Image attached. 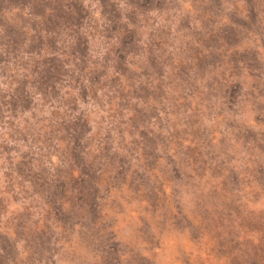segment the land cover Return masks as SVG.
I'll return each mask as SVG.
<instances>
[{
    "label": "clouds",
    "instance_id": "9594fccd",
    "mask_svg": "<svg viewBox=\"0 0 264 264\" xmlns=\"http://www.w3.org/2000/svg\"><path fill=\"white\" fill-rule=\"evenodd\" d=\"M77 2L82 13L70 9L68 0L62 7L78 18L83 15L78 28L85 38L80 45L86 48L83 60L79 52L72 55V46L78 42L71 35L72 28L51 32L44 28L47 18L55 14L52 7H45L43 14L34 12L31 4L23 11L14 7L6 12L16 17L18 29L25 34L22 43L11 40L0 25L4 40L0 42V200L4 204L0 234L14 245L12 255L0 247V258L5 264H106L105 253L95 246L100 240L93 232L99 229V236L112 233V243L133 246L142 257L154 258L155 264H183L181 252L194 260L191 228L181 232L172 227V221L161 226L165 209L153 215L148 202L131 192L127 183L118 188L97 183L100 207L94 221L89 215L86 221L65 229L55 217L48 219L50 250L43 255L16 233L17 217L27 211L33 221L42 223L48 208L33 177L51 182L70 171L80 176L78 160L84 167L96 169L97 176L106 177L105 168L113 157L117 163L124 158L131 169L145 172L143 148L151 140L158 157L159 181H165L166 174L179 172V179L163 183L168 206L177 216L182 213L193 220L212 192L208 176L213 169H220L221 179L230 175V170L236 174L237 186L226 193L227 199L259 224L250 228L254 229L251 234L236 229L238 262L264 264L255 259V252L264 249V175L256 168L257 163L264 165L260 147L264 145V77L249 75L243 63L238 75H232L227 66L213 69L208 65L201 70L194 51L201 49L200 36L206 29L194 0H151V7L142 6L143 0H110L120 26L110 37L106 29L113 24L111 7L106 13L103 0ZM223 7L224 15L215 27L232 23L230 14H235L244 22L241 27L250 26L245 29L248 38L237 50L255 49L264 64V3L223 0ZM121 33L131 34L135 45L133 51H121L122 62L117 50L127 46ZM53 38L55 50L48 44ZM40 39L44 43L33 48ZM54 59L62 71L59 78L48 80L43 75L46 62ZM237 83L240 88L236 92L227 87ZM241 131L252 133L255 139L249 137L245 145L243 138H238ZM193 148L200 154L199 165L193 164L189 154ZM201 168L203 175L198 173ZM146 174L156 182L151 172ZM70 208L63 205L66 212ZM138 217H143L150 233L159 238L158 247L149 250ZM86 237L94 243L89 244ZM117 255L123 261L130 258L128 253Z\"/></svg>",
    "mask_w": 264,
    "mask_h": 264
},
{
    "label": "rangeland",
    "instance_id": "374dc122",
    "mask_svg": "<svg viewBox=\"0 0 264 264\" xmlns=\"http://www.w3.org/2000/svg\"><path fill=\"white\" fill-rule=\"evenodd\" d=\"M65 2L66 0H0V25L6 28V34L11 40L22 43L25 34L18 29L16 17L7 16L6 12H11L14 7H19L23 11L25 5L31 4L34 12L43 14L45 7H52L55 10V14L47 18L44 28L50 32L57 31L63 27L72 28L73 32L71 35H75L78 41L76 45L72 46V55L76 56L79 52L80 58L83 60V57L86 56V48L80 47V45L84 43L85 38L78 33V28L83 24V15L78 18L71 11L65 12L62 7ZM136 2L140 3V0H136ZM162 2L163 0H160V3ZM194 2L197 3L200 9L201 18L206 29L205 34L200 36L201 49L194 51V57L199 61L201 70H206L208 65H211L213 69L227 66L231 69L232 75H238L242 71L240 64L243 63L249 69V75L254 78L255 76L264 77V64L258 59L260 54L252 48H245L243 52L238 51L236 48L248 38V33L245 29L250 26L241 27L240 25L244 22L238 21L235 14H230L232 23L216 28L215 25L218 23L219 18L224 15L223 0H194ZM103 3L105 4L106 13H108L109 7L112 9L109 19L113 21V24L110 29H106L110 37L120 27L116 23L119 14L115 12V5H111L110 0H103ZM257 3H264V0H257ZM142 6L151 7V0H143ZM68 7L70 9L75 8L77 13L83 12L82 5L77 0H68ZM16 16H19V13ZM24 23H28V21L24 20ZM184 23L187 26V21ZM233 24L236 26H232ZM33 27H36V25L33 24ZM57 34L59 33L57 32ZM121 35L123 36L124 45L127 46L126 49L117 50V55L122 62L124 55H121V51L125 53L133 51L135 50V45L132 43L131 34L121 33ZM38 37L39 33L33 40L35 41ZM0 42H4L3 38H0ZM43 43L44 41L40 39V43H34L33 48H37ZM48 44L55 50L54 38L48 40ZM205 48L208 50L207 53L202 51ZM46 63H48V67L45 68L43 75L48 80L59 78L62 71L59 61L54 59ZM221 74L223 75V72ZM227 87L232 88L236 92L240 85L237 83ZM221 88L225 90L227 95L226 86L222 84ZM249 137L255 139L250 132L241 131L238 133V138H243L245 145H247ZM260 147L264 151V145H260ZM189 154L193 164L199 165L200 154L198 150L193 148ZM143 156L145 158L143 165L145 172L131 169L130 163L124 158H119V163H117V159L113 157L110 158L105 168V171L109 173L106 177L97 176L96 169L91 166L84 167L79 160L77 163L81 165V177L77 175L76 171H70L66 174L62 173L58 181L51 182L44 177H33L32 179L37 186L36 190L42 195L48 208L42 223L39 220L33 221L32 214L27 211L24 215L17 217L14 224L17 235L25 236L33 250L43 255L45 250H50L51 232L47 224L48 219L55 217L56 221L63 222L65 229L71 228L73 223L86 221L89 215L94 221L97 216V208L100 207L97 201L99 196V189L96 187L97 183L106 182L111 187L117 188L127 183L131 192L148 202L152 208L153 215L158 209H165L162 214L163 219L160 221L161 226L166 221H172V227L181 232H183L185 227L191 228L189 243L192 244L196 257L190 261L189 257L184 256L183 252H181L184 257L183 264H239V257L236 251L239 245L234 241L236 229L249 230L251 234L254 229L250 228L257 227L259 224L257 221L245 216L235 202L227 199L226 193L237 186L236 174L230 170V175L221 179L220 176L223 173L220 169H213L211 175L208 176V183L213 185L212 192L209 198L200 206L193 220H188L182 213L177 216L172 212L171 207L168 206L167 193L164 187V184H167L169 180L179 179V172H175V176L166 174L165 181H159V170L156 163L158 157L155 155L154 142L151 140L146 141L143 148ZM169 163H173L171 158H169ZM100 167H104V165ZM256 168L261 175H264V165L257 163ZM249 171L251 172L252 169ZM146 172H151L152 176L157 177L156 182H153ZM198 173L203 175V169H199ZM214 201L218 203H214ZM60 203H62V206H60ZM64 204L71 205L69 211L63 210ZM114 206L118 207L115 202ZM3 209V201L0 200V211H3ZM138 218L144 224L142 238L148 242L149 250L158 247L159 238L150 233L148 222L143 217ZM88 226L91 229V225ZM99 232V229L93 232V236L98 237L100 240V243L95 246L105 253L106 264H155L154 258L149 260L142 257L133 246L124 245L120 247L119 244L112 243V233L101 237ZM86 241L89 244L94 243L91 237H86ZM0 247L5 248L6 254H13L14 245L4 234H0ZM118 252L128 253L130 258L127 261H123L117 255ZM255 259L258 262H264V249H259L255 252ZM0 264H5L3 258H0Z\"/></svg>",
    "mask_w": 264,
    "mask_h": 264
},
{
    "label": "trees",
    "instance_id": "16d2710c",
    "mask_svg": "<svg viewBox=\"0 0 264 264\" xmlns=\"http://www.w3.org/2000/svg\"><path fill=\"white\" fill-rule=\"evenodd\" d=\"M222 75V74H221ZM60 179V177L58 176L55 180L53 181H58ZM60 206H62V203H60Z\"/></svg>",
    "mask_w": 264,
    "mask_h": 264
}]
</instances>
